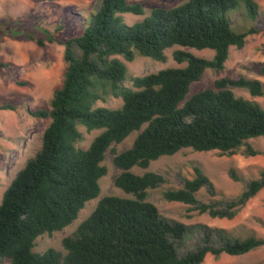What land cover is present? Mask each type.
Instances as JSON below:
<instances>
[{
	"label": "trees",
	"instance_id": "16d2710c",
	"mask_svg": "<svg viewBox=\"0 0 264 264\" xmlns=\"http://www.w3.org/2000/svg\"><path fill=\"white\" fill-rule=\"evenodd\" d=\"M243 9L252 22L259 19L254 0H188L173 8L154 9L149 17L127 25L123 14L144 15L142 4L127 0H101L100 7L86 21L81 35L59 39L33 23L0 22L1 33L34 42L64 47L66 69L63 85L56 90L51 109L30 115L51 119L42 138V148L17 174L0 204V263L11 264H203L208 255L243 256L264 246L255 236L239 238L226 229L189 227L162 217L148 200L149 191L166 183L163 175H137L134 167L148 169L153 161L190 149L198 153L234 155L246 147L245 155L258 156L248 141L264 138V109L257 102L235 96L231 88L247 90L252 97L264 96V84L243 77L216 80L214 88L187 98L193 83L205 71L225 69L232 47L242 49L247 38L264 32L252 27L237 31L230 19ZM10 23V22H9ZM5 27V28H4ZM174 47L214 51L212 59L185 50L173 52L184 68H169L128 80L126 62L137 54L165 63L166 51ZM122 58L123 60H121ZM12 66L0 62V75ZM24 85V84H20ZM108 97L121 98L119 109L97 107ZM0 110H14L12 105ZM87 132L102 131L87 149L77 146ZM145 127V128H144ZM139 132L131 148L116 153L113 145ZM111 149L113 163L122 172L115 186L135 198L107 196L82 222L72 237L63 240L67 254L49 249L35 253L36 240L52 235L74 223L86 203L100 196L99 181L106 176L102 165ZM195 177L184 180L182 188L169 189L163 198L193 207L213 219L235 218L264 189L261 179L251 180L234 199L200 202L197 194L207 188L218 195L213 183L195 167ZM231 177L240 181L235 170ZM263 228H264V223ZM199 230V244L180 256L177 243Z\"/></svg>",
	"mask_w": 264,
	"mask_h": 264
},
{
	"label": "rangeland",
	"instance_id": "374dc122",
	"mask_svg": "<svg viewBox=\"0 0 264 264\" xmlns=\"http://www.w3.org/2000/svg\"><path fill=\"white\" fill-rule=\"evenodd\" d=\"M131 4L140 3L144 8L143 16L123 14L127 25H134L149 17L157 8H173L188 0H127ZM259 5V19L250 21L243 9L231 13L230 19L237 31H246L252 27L264 29V0H254ZM101 0H0V22L8 30L15 23H33L50 31L59 30V39L65 40L81 35L86 21L100 7ZM10 22V23H9ZM4 27V28H5ZM0 62L12 64L0 75V106L12 105L14 110H0V204L3 195L17 174L26 163L34 158L42 148L44 131L51 119H41L30 115L31 111L51 109V101L56 90L64 81L66 64L64 62V47L58 44H48L46 48L38 47L34 42L14 38L6 32L1 33ZM185 50L197 57L212 59L214 51L185 49L174 47L166 51L167 61L158 62L152 58L136 55L133 62H126L128 80L124 86H131L132 77H141L157 73L169 68H184L187 63L178 64L173 59V52ZM123 60L122 58H120ZM246 78L259 80L264 84V32L247 38L244 48L230 49L229 60L225 69L216 73L206 70L201 80L190 87L188 99L203 90L214 88L216 80L229 78ZM24 84V85H20ZM238 98L257 102L264 109V96L252 97L245 89L231 88ZM123 105L121 98L108 97L105 102H98L97 107L119 109ZM145 128V127H144ZM83 140L78 147L87 149L92 141L102 132L99 130L87 132L80 127ZM139 132H133L123 143L113 145L116 153H121L132 147ZM248 144L260 154L255 157L245 155L246 147H242L234 155H222L219 152L198 153L190 149L180 151L173 156H164L153 161L146 170L134 167L131 172L143 175L155 172L164 176L166 183L150 190L148 200L156 205L162 217L177 221L189 227L208 226L226 229L235 237L247 238L255 236L264 239V189L251 199L246 206L231 219H213L206 214H199L193 207L176 202H167L163 198L165 191L183 187L186 179L195 177L194 168H200L213 183L218 195L212 197L207 188L197 194L200 202L211 203L215 200L234 199L241 195L247 183L261 179L264 173V138L248 141ZM114 154L111 149L106 152L102 165L107 168V174L99 181L101 188L97 199L86 203L78 219L70 226L52 235H42L35 242V253H44L49 249L67 254L63 240L72 237L79 225L95 210L98 202L107 196L135 198L125 194L115 186L117 176L122 172L113 163ZM235 170L240 181L231 177ZM199 230L177 243L180 256L193 250L199 244ZM0 264H11L4 259ZM203 264H264V246L243 256L223 254L219 258L208 255Z\"/></svg>",
	"mask_w": 264,
	"mask_h": 264
}]
</instances>
